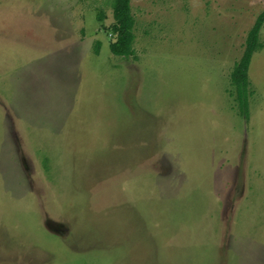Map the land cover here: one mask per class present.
<instances>
[{"label": "rangeland", "instance_id": "374dc122", "mask_svg": "<svg viewBox=\"0 0 264 264\" xmlns=\"http://www.w3.org/2000/svg\"><path fill=\"white\" fill-rule=\"evenodd\" d=\"M263 9L131 0L125 58L113 0H0V264H264Z\"/></svg>", "mask_w": 264, "mask_h": 264}, {"label": "trees", "instance_id": "16d2710c", "mask_svg": "<svg viewBox=\"0 0 264 264\" xmlns=\"http://www.w3.org/2000/svg\"><path fill=\"white\" fill-rule=\"evenodd\" d=\"M114 24L112 31L116 34V40L110 44V51L114 56L136 57L134 45L136 41V21L131 11V0H113ZM264 26V9L258 15L252 28L249 30L245 43V50L239 61L232 69L230 80L231 96L240 107L243 114L248 113L250 98L254 95L249 80V69L255 53L264 48L260 40L261 30ZM100 42L96 46V54H99Z\"/></svg>", "mask_w": 264, "mask_h": 264}, {"label": "crops", "instance_id": "0c3cea01", "mask_svg": "<svg viewBox=\"0 0 264 264\" xmlns=\"http://www.w3.org/2000/svg\"><path fill=\"white\" fill-rule=\"evenodd\" d=\"M254 57V56H253ZM253 59V58H252Z\"/></svg>", "mask_w": 264, "mask_h": 264}]
</instances>
